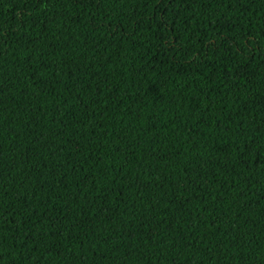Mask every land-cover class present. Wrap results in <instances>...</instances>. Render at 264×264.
<instances>
[{
  "label": "trees",
  "instance_id": "trees-1",
  "mask_svg": "<svg viewBox=\"0 0 264 264\" xmlns=\"http://www.w3.org/2000/svg\"><path fill=\"white\" fill-rule=\"evenodd\" d=\"M0 264H264V0H0Z\"/></svg>",
  "mask_w": 264,
  "mask_h": 264
}]
</instances>
